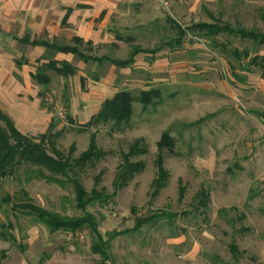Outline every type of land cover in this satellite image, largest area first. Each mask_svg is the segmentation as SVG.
Here are the masks:
<instances>
[{
    "label": "rangeland",
    "instance_id": "374dc122",
    "mask_svg": "<svg viewBox=\"0 0 264 264\" xmlns=\"http://www.w3.org/2000/svg\"><path fill=\"white\" fill-rule=\"evenodd\" d=\"M115 16L118 19L113 35L132 36V42L90 48L71 40L61 45L89 57L126 59L131 46L150 50L160 45L164 35L177 37L166 23L168 17L184 28L201 23L213 25L220 19L232 26L264 31V0H125ZM202 34L188 29L181 47L158 53L157 59L164 60L162 67L151 69L146 56L140 54L138 69L116 74L118 90L125 88L137 94L152 87L161 93L158 103L144 108L135 102L131 120L120 127L109 123L79 132L76 119L68 114L58 119L44 101L45 94L51 93L68 109V97L60 95L56 87L42 93V102L64 129L57 141L60 149L67 152L75 143L76 156L87 148L94 132L98 146L108 152L82 175V183L90 191L93 177L102 172L100 186L112 195L106 204L89 207L100 231L122 232L134 227L136 217L160 215L137 232L111 242L115 264H264V167L250 159L253 153L248 145L249 124L256 118L252 110L264 107V81L258 71H242L219 48V42L227 40L228 48H243L248 43L218 37L215 44ZM73 63L81 65L79 71L87 80L93 81V71L101 74L96 64H82L77 56ZM232 64L245 82L233 77ZM105 67L109 69L110 64ZM164 131L175 138L176 146L174 154L163 151L169 175L166 186L153 197L156 145ZM138 138L144 140L148 150L139 158L145 162V169L127 186L115 189L120 153ZM180 185L185 188L182 199ZM18 188L17 180L0 179V199L7 194L14 196ZM25 188L37 205L62 215L80 214L70 184L58 186L32 180ZM201 190L209 195L206 207L199 204L197 195ZM2 208L0 216L5 223L13 224L16 242L0 239V250L6 251L0 264H101L100 257L90 250L92 237L86 229L81 231L82 239L63 231L51 234L31 217L15 215L10 205ZM231 245L238 249L236 256Z\"/></svg>",
    "mask_w": 264,
    "mask_h": 264
},
{
    "label": "trees",
    "instance_id": "16d2710c",
    "mask_svg": "<svg viewBox=\"0 0 264 264\" xmlns=\"http://www.w3.org/2000/svg\"><path fill=\"white\" fill-rule=\"evenodd\" d=\"M264 22V16H262ZM167 25L175 31L177 37L169 38L165 35L162 37L159 46L153 49H143L141 47L131 46V51L126 59L96 58L85 56L78 50L67 45H61L56 42L48 43L45 41L21 40L24 44L42 45L46 48L47 54L35 61V69L31 71L32 80L40 85L50 83V73L61 77L75 75L78 68L75 64L67 61H57L53 59L55 53H71L79 58L85 64H96L97 67H103L106 63L119 68L127 66L133 67L135 57L140 53L150 54L152 59L157 58L158 53L164 49L173 51L174 47H181V39L188 29L200 30L202 35L212 43L217 42V38L225 37L227 39L237 38L240 42L248 43L243 48H228L227 42H219V48L228 55L238 68L246 73L258 71L260 78L264 80V31L257 28L245 29L241 25L232 26L227 22L217 20L216 24H196L184 28L173 18L166 19ZM117 41L132 42V36L122 37L115 34ZM80 42L90 48L94 47L90 42H84L81 38L72 39ZM166 56V55H165ZM232 75L240 82H245V77L236 72V67L232 64ZM93 81L99 80L97 71L91 73ZM82 85L84 78L81 79ZM161 93L158 88L141 89L137 94L129 89H119L109 99L103 101L100 109L94 114L89 121L78 126L77 131L85 132L99 125L111 123L112 127H120L129 123L133 115V104L140 103L143 108L149 104L158 103ZM257 117L264 119V114L256 112ZM72 122V120H70ZM64 133V129H55L52 121L45 133L37 136H28L21 133L13 121L0 110V179L11 178L17 180L19 188L14 196L5 195L0 199V211L3 206H9L11 211L16 215H26L32 218L33 222L46 227L49 233L53 234L58 231L74 233L86 229L92 237L90 250L93 254L100 257L101 264H115L110 253L111 242L118 236L137 232L143 225L149 221L157 220L160 215L154 214L150 217H136L133 228L123 230L122 232H107L103 234L100 231L99 223L96 216L89 210V207L95 204H106L112 199V195L106 193L105 188L100 186L102 172L93 177V187L87 191L82 183V175L89 167H94L96 163L103 160L108 152L100 148L96 141V134H90L87 148L75 156L76 145L72 143L67 152L58 147L57 141ZM157 155L154 159L156 176L151 181V195L154 197L159 194L160 190L167 184L168 171L164 167V154L166 149L170 154H174L176 140L171 136L169 131L161 134L157 142ZM148 150L142 138L135 139L129 144L126 152H121V163L118 165L117 173L113 181L115 189H121L139 173L145 169V162L139 159L142 155L147 154ZM32 180H42L49 184L65 186L70 184L73 187L75 207L80 214L62 215L56 211L46 209L33 202L25 184ZM184 186H179V199L184 197ZM199 204L207 206L209 195L205 190L198 193ZM169 217H175L170 215ZM13 224L4 222L0 216V239L16 242L12 232ZM233 256L238 254L235 245H231ZM6 251L0 250V259H3Z\"/></svg>",
    "mask_w": 264,
    "mask_h": 264
},
{
    "label": "crops",
    "instance_id": "0c3cea01",
    "mask_svg": "<svg viewBox=\"0 0 264 264\" xmlns=\"http://www.w3.org/2000/svg\"><path fill=\"white\" fill-rule=\"evenodd\" d=\"M123 1L0 0V110L21 133L28 136L43 134L52 121L55 129H60L59 118L41 100L42 93L47 90L56 87L60 95L68 97L67 114L81 125L98 112L104 100L118 91L117 73L140 67V54L146 56V64L151 69L165 65L164 60L140 53L135 57L133 67H98L103 71L98 73V81L87 80L79 71L81 65H76L78 70L75 75L66 78L50 73L51 81L47 85L32 80L30 73L35 69V61L46 55L47 50L42 45L24 44L22 39L64 44L78 37L94 47L119 45L113 35V26L118 19L115 16L117 9ZM74 56L71 53H55L53 59L74 64ZM256 112L264 114V107L259 109L256 106L252 110L256 118L248 129L251 140L248 145L253 153L250 159L264 167V119L257 117Z\"/></svg>",
    "mask_w": 264,
    "mask_h": 264
},
{
    "label": "built area",
    "instance_id": "2783aa9c",
    "mask_svg": "<svg viewBox=\"0 0 264 264\" xmlns=\"http://www.w3.org/2000/svg\"><path fill=\"white\" fill-rule=\"evenodd\" d=\"M44 101L46 105L54 111L55 115L59 119L65 118L67 114L66 107L59 100H57L51 93L45 94ZM74 234H77L80 239L83 238V233L81 231L74 232Z\"/></svg>",
    "mask_w": 264,
    "mask_h": 264
}]
</instances>
